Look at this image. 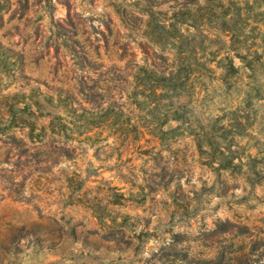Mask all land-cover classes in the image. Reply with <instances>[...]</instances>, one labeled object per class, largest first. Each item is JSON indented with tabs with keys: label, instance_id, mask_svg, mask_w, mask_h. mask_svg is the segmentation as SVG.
Listing matches in <instances>:
<instances>
[{
	"label": "rangeland",
	"instance_id": "rangeland-1",
	"mask_svg": "<svg viewBox=\"0 0 264 264\" xmlns=\"http://www.w3.org/2000/svg\"><path fill=\"white\" fill-rule=\"evenodd\" d=\"M181 1L0 0V43L22 52L0 73V126L8 104L18 122L0 131V264H176L158 257L173 238L188 254L264 238V0H222L235 27L217 7L170 26ZM150 12L178 39L148 40ZM208 128L231 174L197 147Z\"/></svg>",
	"mask_w": 264,
	"mask_h": 264
},
{
	"label": "trees",
	"instance_id": "trees-1",
	"mask_svg": "<svg viewBox=\"0 0 264 264\" xmlns=\"http://www.w3.org/2000/svg\"><path fill=\"white\" fill-rule=\"evenodd\" d=\"M65 5L66 7H68L67 4ZM215 7L220 10L219 23L221 25L235 27V20L238 17V14L234 7L231 9L233 12L228 11L229 5L224 4L222 0H203V2H200V0H182L181 4L177 6V8L172 10L170 16L172 17L173 22H170L169 24L170 26H172L174 22H177L179 24L187 23L189 25L194 26L198 23L204 22L206 18H208L213 12H215ZM152 13L153 12H150L149 17L147 18V23L149 26V30H147L146 32L147 39L152 42L158 43L160 46L164 45V41L168 37H174L178 39L177 35L169 34L170 29L163 23L155 22V20L152 21V19H154ZM68 17L69 13L67 12L65 21H70V18ZM56 26L58 27L59 32H61L62 34L65 33L64 30L66 26L64 23L57 22ZM180 48L188 50L185 48V42L182 40L179 41L176 53L177 58L179 59V62L175 64V66H177V74H179L180 71L179 67H181L182 69L184 63L187 62V56L181 53ZM81 50L82 52L80 54H77V50H75V48L73 47V52L76 54V56L78 58L83 59L85 57V51L82 49V47ZM9 58H11L12 60H9ZM21 59L22 52L4 47L0 43V73L2 69L4 70L6 67L8 69L9 62L18 64L21 63ZM139 68L145 67H143V65H140ZM177 74L175 72H172L171 70L168 71L167 75H164L162 73V76H160V78H155V83L157 87H159V89L161 90H164L166 86L171 85L173 86V90H175V86L179 76ZM6 96L7 95L0 93V97H2L4 101H6ZM32 103L36 105L37 101L33 100ZM108 106L99 108V110L94 111V113L97 114L96 112H99L101 113V115L109 113L107 121H110L111 124L117 123V128H119L121 124L120 122H118V111H113V109H111L113 107ZM8 107L10 113L5 118L4 122H2V126H0V131L8 127L18 126V122H16V117L14 114L15 111H13V104H8ZM71 110L74 109L72 108ZM33 125L34 120L28 122L29 132L33 130ZM48 125L52 129V120L48 121ZM65 127V123L60 122L59 128L63 130V133ZM43 128L44 125L39 126L40 131H43ZM175 129L176 128L173 127L168 128L167 131L162 130L161 133H173L175 132ZM12 133L13 132L8 133V136L11 138L14 137ZM157 137L160 138V136ZM194 139L199 149H201L200 147L202 145H205L207 149H209L206 152V157H208L209 163L213 160L215 161L216 164L212 166L214 170L218 172L227 171L231 174L234 168L241 166V160H237V162L233 161L235 157L234 150L230 149V147L227 145L222 147L219 146V141L215 139V135H213L211 128H208V130L202 129L201 134L199 136H196ZM215 148L217 149V151L215 150ZM250 160H253V158H251ZM252 171L256 172V169H253ZM112 196L116 199L115 194H112ZM223 223H225V221L217 220V222L215 223L216 228L214 230L219 229V233L224 231L230 233L228 228L223 226ZM262 245H264V238H254L249 242V245H246L244 242L236 243L230 240L228 243H221L219 245L213 246L211 249L206 250L205 252L203 250H198L193 254H188L189 247L187 246V244H183L181 243V240L173 238L167 244L161 245L159 247L158 257H163L164 259L176 261V264H264V247ZM202 246L207 247L209 246V244L207 242H203Z\"/></svg>",
	"mask_w": 264,
	"mask_h": 264
}]
</instances>
